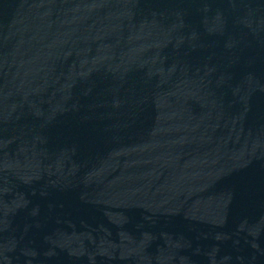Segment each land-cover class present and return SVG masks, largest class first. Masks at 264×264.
Returning a JSON list of instances; mask_svg holds the SVG:
<instances>
[{"label":"water","instance_id":"95a60500","mask_svg":"<svg viewBox=\"0 0 264 264\" xmlns=\"http://www.w3.org/2000/svg\"><path fill=\"white\" fill-rule=\"evenodd\" d=\"M0 264H264V0H0Z\"/></svg>","mask_w":264,"mask_h":264}]
</instances>
